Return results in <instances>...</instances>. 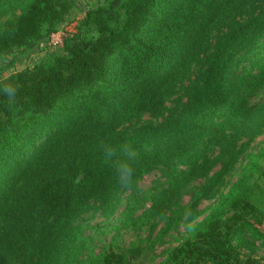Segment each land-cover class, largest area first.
<instances>
[{"label":"trees","instance_id":"16d2710c","mask_svg":"<svg viewBox=\"0 0 264 264\" xmlns=\"http://www.w3.org/2000/svg\"><path fill=\"white\" fill-rule=\"evenodd\" d=\"M77 1L0 0V57L6 59L0 68V211L20 197L18 186L36 167L67 145L78 161L72 177L48 178L37 188L40 204L59 218L40 230L34 264H81L68 233L71 222L89 201L109 200L123 181H132L122 227L137 240L83 262L131 264L181 224L195 222L201 204L261 134L264 119L251 122L245 110L264 91V67L238 74L235 61L264 38V15L226 18L183 114L144 125L110 150L102 141L122 124L162 113L175 77L200 58L206 36L239 0H103L76 20L59 51L30 60L45 51L41 46L55 25L80 10ZM155 169L165 182L144 209L136 181ZM246 182L243 171L159 264H264L256 248L264 244V214L250 202ZM185 195L188 203L181 206ZM154 220L163 222L158 234L150 242L141 239ZM0 264H9L1 249Z\"/></svg>","mask_w":264,"mask_h":264},{"label":"rangeland","instance_id":"374dc122","mask_svg":"<svg viewBox=\"0 0 264 264\" xmlns=\"http://www.w3.org/2000/svg\"><path fill=\"white\" fill-rule=\"evenodd\" d=\"M99 2L101 3L103 0H78L80 10L73 8L71 19L56 24V30L51 35L50 41L41 46V49L44 48L45 51L36 55L37 57L33 54L29 59L37 60L39 58L38 60H40L47 51H59L62 39L74 29L76 20L81 19L85 11L93 8ZM239 4H247L249 8L242 12L241 9L237 8ZM231 8H234V10H229L232 13H224L216 28L206 36V41L199 50L200 58L193 62L188 61L173 80L166 94L162 113L157 117L143 115L132 122L122 124L108 140L102 141L104 144H108L107 147L110 150H113L112 147H116L122 137L126 143L144 125H157L179 118L184 112L191 90L201 83L200 79L206 61L222 34L221 30L226 31L227 27H223L226 23L225 19L235 18L236 21L242 22L248 18L264 15V0H239ZM28 62H23L21 67L26 66ZM235 62L238 74H245L251 69L253 74L259 72L264 67V38L253 45L251 49L240 54ZM5 64V57H0V68ZM231 67L229 69H232ZM14 71L12 68L9 69L4 77ZM245 115L250 118L249 121L251 122L259 121L261 123L263 121L264 91L259 92L249 101ZM263 147L264 127L261 134L253 139L249 149L226 177L218 192L210 200L201 204L199 207L201 215L196 220L197 222L209 213L221 195H226L230 191L243 171L247 173L246 185L252 192L250 202L264 214V175L262 174L264 172V155L259 154ZM74 152V149L67 145L55 150L18 186L17 190L20 197H17L15 203L9 209L6 208L0 211V249L8 258L9 264H34L40 230L44 225L59 218L49 213L40 204L36 196L37 188L48 178H55L60 175L72 177L73 173L70 172V168L78 162L77 158L74 157ZM215 155L216 152L213 156ZM216 170L217 168L213 169L209 176ZM205 180L206 178L194 182L192 187L204 183ZM77 181L75 180V182ZM159 182H165V180L161 177L160 171L156 169L136 181V185L140 189L139 194L141 203H144V209L152 203ZM132 188V181H123L109 200L96 199L89 201L81 213L71 222L68 233L70 232L73 248L81 252L79 256L81 264L93 256L107 252L109 248L113 249L116 246L127 248L137 240V234L122 227L124 210ZM188 200L187 195L183 196L181 206H185ZM231 215L228 214L226 219ZM62 221L61 218L60 222ZM195 222L181 224L166 237L164 244H156L152 250L145 252L131 264L161 263L171 248L188 237L189 231ZM162 225L161 220L151 221L149 227L139 233V237L148 239L150 242L158 234ZM256 248L258 256L264 259V244L257 243Z\"/></svg>","mask_w":264,"mask_h":264}]
</instances>
